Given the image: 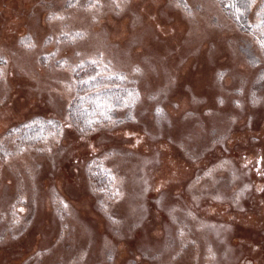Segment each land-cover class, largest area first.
<instances>
[{
	"label": "rangeland",
	"instance_id": "374dc122",
	"mask_svg": "<svg viewBox=\"0 0 264 264\" xmlns=\"http://www.w3.org/2000/svg\"><path fill=\"white\" fill-rule=\"evenodd\" d=\"M85 61L129 117L71 123ZM0 264H264V55L217 0H0Z\"/></svg>",
	"mask_w": 264,
	"mask_h": 264
},
{
	"label": "trees",
	"instance_id": "16d2710c",
	"mask_svg": "<svg viewBox=\"0 0 264 264\" xmlns=\"http://www.w3.org/2000/svg\"><path fill=\"white\" fill-rule=\"evenodd\" d=\"M217 1L221 10L236 28L252 35L264 55V46L261 44L264 40V23H262L264 22V0ZM233 3L240 8L239 12L231 7ZM246 47L250 58L257 62L261 61L260 57L251 50L250 45ZM74 73L78 80V90L68 107V113L71 123L80 132L91 131L96 125L110 120H122L124 119L122 113L126 114L125 118L131 115L135 107L134 100H137L135 86L129 81L126 82L124 78H120L122 74L103 75L99 72L96 63L92 65L88 61L76 66ZM118 108L122 109L117 110ZM119 111L122 113H118ZM21 128H31L32 136L24 138L20 132ZM58 129L56 120L35 118L14 128L11 135H15L20 140L19 144L24 145L50 138ZM94 169L96 167L92 166L90 171L93 172ZM96 179L101 181L104 178L98 175Z\"/></svg>",
	"mask_w": 264,
	"mask_h": 264
},
{
	"label": "snow or ice",
	"instance_id": "6c2138e0",
	"mask_svg": "<svg viewBox=\"0 0 264 264\" xmlns=\"http://www.w3.org/2000/svg\"><path fill=\"white\" fill-rule=\"evenodd\" d=\"M231 7L235 8L237 12L240 11V8L237 7V5H236L235 3L231 4ZM262 23H264V22H262ZM261 44H262V46H264V40L261 41ZM158 111H159V110H158Z\"/></svg>",
	"mask_w": 264,
	"mask_h": 264
},
{
	"label": "bare ground",
	"instance_id": "6f19581e",
	"mask_svg": "<svg viewBox=\"0 0 264 264\" xmlns=\"http://www.w3.org/2000/svg\"><path fill=\"white\" fill-rule=\"evenodd\" d=\"M164 169H166V165H164Z\"/></svg>",
	"mask_w": 264,
	"mask_h": 264
}]
</instances>
